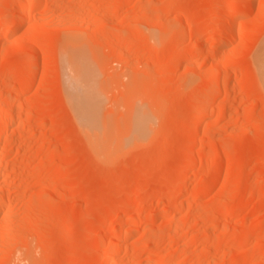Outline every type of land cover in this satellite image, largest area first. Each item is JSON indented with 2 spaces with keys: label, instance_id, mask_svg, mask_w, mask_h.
<instances>
[{
  "label": "rangeland",
  "instance_id": "1",
  "mask_svg": "<svg viewBox=\"0 0 264 264\" xmlns=\"http://www.w3.org/2000/svg\"><path fill=\"white\" fill-rule=\"evenodd\" d=\"M67 37L107 122L153 118L111 156L69 107ZM263 48L264 0H0V109L17 112L0 118V264H264Z\"/></svg>",
  "mask_w": 264,
  "mask_h": 264
},
{
  "label": "bare ground",
  "instance_id": "2",
  "mask_svg": "<svg viewBox=\"0 0 264 264\" xmlns=\"http://www.w3.org/2000/svg\"><path fill=\"white\" fill-rule=\"evenodd\" d=\"M29 3H30V5H28L29 6L28 10L26 11L24 9L25 13L23 12L24 14L23 13H22V15L20 14L21 16L19 15L20 17L18 19H16L17 20L15 23L16 29H20L25 24V21L27 20L30 12L33 9H35V7L37 6V3H31V2H29ZM230 9H231V14H229V18L231 20L237 19L240 15V12H238V8L236 9L235 5H234V7L230 8ZM236 37H237L236 32H234L232 30H228V32H226L225 37L220 40L219 47H218L219 49L216 52L217 55L219 52L222 53V50L229 43L234 41L236 39ZM71 39H74V38H71ZM71 39H68V37H67V40L65 41L64 49H63V51H64V59H63L64 60V69L63 70L65 72V82H64L65 92L64 93L66 95L69 107L71 108L73 115L75 116L74 118L76 119L80 128L85 130L86 132H88V137H90V139L92 137H94L90 141V143H91V146H93L95 148V151H97L99 156H101V157L103 155L107 156V155H110L111 152L113 154L114 150H116V152H117V150L119 151L120 148H124V147L126 148V146L129 145L131 139H133L135 137L138 138L137 136H140V138H142V136L144 134L146 135V132L147 131L149 132L150 125H152L151 119L153 120V118L150 119V117L146 116V115H148L147 113H146V115L143 113V111H142L143 109L142 110L139 109V110H133V111L129 112L130 113L129 114L130 115L129 121L128 122L126 121L127 123L124 126H122V125L121 126H117V125L115 126L111 122H107L105 120V118L103 117L104 113L102 114V106L104 103L103 101H104V96H105V87L101 83V81H100L99 77L96 75V73L91 69V66L94 64L95 61H94V59L92 60L91 57H89L87 55L86 52L87 51L89 52L88 49L85 52V48L81 45V43H79L78 40H76V39L71 40ZM63 43H64V41H63ZM36 52H37V50H36ZM89 53H91V52H89ZM92 55L93 54H91V56ZM212 55H215V54L212 53ZM257 64H258V69L260 72L259 75H261V78H262L263 83H264V48L260 51ZM256 65H255V68L257 67ZM34 78H35V75H34ZM22 79H24V78H22ZM22 79H20V80H22ZM25 80H26V77H25ZM20 82H22V81H20ZM137 88H139V87L137 86ZM24 95H25V93L19 92V94H17L16 97H14L15 101L18 102L19 100H21L23 97H25ZM135 96H137V99H138V97L140 95H135ZM135 96H133V97L131 96V98H130V95H129V98H127V99H129V101L131 102L133 100L132 98H136ZM16 104H18V103H16ZM2 105H3V103H2ZM19 105H20V103H19ZM5 106H3V107H4V109L7 108L6 110L3 111V109L2 110L0 109V118L5 117V120H6V118L10 119V117L13 116V114L16 112V109L11 108L10 106L5 108ZM12 107H14V106L12 105ZM126 110H127V108H126ZM18 113L21 114L20 111ZM30 113H32V111ZM209 115H210V113H209ZM108 116L109 115H107V117ZM117 118H119V117H117ZM198 118L199 117H197V119ZM107 120H109V119H107ZM116 121L117 120H115V122ZM11 122L12 121H10V124H11ZM119 122H120V120H119ZM8 123H9V121H8ZM9 128H11V127L7 126V128H5V129H2V127L0 128V146L1 147H2V144L4 145L5 135L9 134L11 131V129L9 130ZM11 132H13V130ZM6 140H7V136H6ZM114 154H115V152H114ZM192 163H195V161L191 162L190 164H192ZM188 165H189V163H187L186 166H188ZM203 165H204V163H203ZM206 167L208 168V165H206ZM216 172H217V170H216ZM1 174L2 173L0 172V180H1V176H2ZM181 177H183V176H181ZM185 182H186L185 179H181L180 185H182ZM174 193H175V191H174ZM1 201H0V211H1L2 204H3V202L1 203ZM137 215H140V214H137ZM117 222L118 221H116L112 225L113 230H117L118 228L120 229L124 225L123 223H120V222L117 223ZM101 226L105 229L108 226V222L104 221V223H102ZM118 239H120V238H118ZM114 245L115 244H113V246ZM107 252H109V251H107ZM107 252H106V254H107ZM118 253H119L118 249L116 247H114L110 253V256L115 257ZM107 256H108V254H107ZM26 263H27V261H26Z\"/></svg>",
  "mask_w": 264,
  "mask_h": 264
}]
</instances>
